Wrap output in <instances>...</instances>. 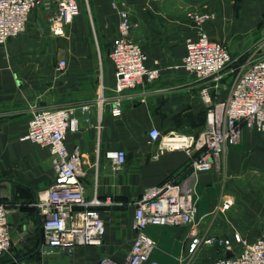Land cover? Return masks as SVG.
Returning a JSON list of instances; mask_svg holds the SVG:
<instances>
[{"label":"crops","instance_id":"crops-1","mask_svg":"<svg viewBox=\"0 0 264 264\" xmlns=\"http://www.w3.org/2000/svg\"><path fill=\"white\" fill-rule=\"evenodd\" d=\"M88 8L80 9L65 34L58 36L50 30L52 11L37 7L26 31L0 44V200L10 209L12 237V249L0 257V264L20 258L15 264H98L104 257L123 262L135 238L134 202L146 188L172 177L182 180L191 170L187 152L160 154V142L150 138L149 130L199 135L206 127L207 104L201 89L210 81L198 79L182 66L186 39L197 37L201 29L188 13L213 14L202 28L212 40L224 43L233 57L243 56L264 39V0H91ZM121 10L137 24L131 37L142 46L148 66L159 68L160 75L126 91L123 113L113 116L111 103L106 101L100 108L96 99L103 87L105 96L113 95L116 76L109 54ZM61 60L67 62L62 69ZM227 93L219 97L215 92L213 98L223 99ZM83 105L90 109L77 110L79 129L68 133L67 143L71 149L77 145L81 149L87 198L112 201L99 207L104 238L99 244L78 245L71 253L49 251L43 238L44 217L32 203L35 193L55 180L53 157L48 148L21 137L36 110ZM116 149L127 154L120 170H114L106 157L107 151ZM226 160L228 174L264 169V133L244 128L241 140L228 147ZM219 179L214 169L198 176L197 220L202 232L210 231V212L220 202ZM256 179L238 188L250 193L240 200L246 213L257 211L258 200H264ZM230 183L231 178L229 189ZM189 231L190 225H149L146 232L157 244L152 259L158 264L187 262L183 257L188 255ZM210 248L215 250L206 247L201 252Z\"/></svg>","mask_w":264,"mask_h":264},{"label":"built area","instance_id":"built-area-1","mask_svg":"<svg viewBox=\"0 0 264 264\" xmlns=\"http://www.w3.org/2000/svg\"><path fill=\"white\" fill-rule=\"evenodd\" d=\"M37 7L52 11L50 30L58 36L65 34L66 26L80 12L77 0H0V44L25 32L29 17ZM188 15L198 26L213 17L211 13L197 11ZM136 26L130 14L121 10L118 35L109 54L116 76L113 95L100 94L96 99L100 108L109 101L113 116L123 113L126 91L145 81L153 82L160 75L159 68L148 66L142 46L131 37V30ZM185 45L183 68L200 80L210 81V85L206 83L201 89L207 104L205 130L193 135L175 130L163 133L152 128L149 136L159 140L160 154L187 152L191 158L190 173L182 180L172 177L146 188L134 203L135 238L125 260L118 262L104 257L98 264H158L151 257L157 244L146 232L149 225H190L186 253L192 258L204 247H213L217 257L207 264H264V236L251 240L237 232L231 237L202 232L197 220L199 174L220 167L228 147L240 141L244 128L264 133V40L255 44V51L245 61L233 58L224 43L212 40L203 29L197 37L187 38ZM66 64L61 60L59 68H65ZM226 73L234 76L232 86L225 98L214 100L212 90L219 89ZM78 109L85 113L90 106L36 110L21 137L48 148L53 157L55 180L32 203L44 217L43 238L49 251L62 249L71 253L78 245L101 243L105 220L99 207L112 203L110 199L87 198L81 149L78 145L73 149L68 146V133L79 129ZM106 157L112 160L114 170H120L127 154L123 149H116L107 151ZM233 204V198L223 197L216 211L226 212ZM8 214V206L0 202V257L12 246ZM222 251L233 255L221 258ZM184 264H192V260Z\"/></svg>","mask_w":264,"mask_h":264},{"label":"rangeland","instance_id":"rangeland-1","mask_svg":"<svg viewBox=\"0 0 264 264\" xmlns=\"http://www.w3.org/2000/svg\"><path fill=\"white\" fill-rule=\"evenodd\" d=\"M77 1L79 5L82 7V8L80 7L81 11L82 10L90 11V9L88 8V2H90L91 0H77ZM191 12H194V11H191ZM202 26H198V27L203 29ZM262 40L264 39L257 41L255 44L261 42ZM254 46L250 49V51L244 53L243 56H239L242 61L247 60L252 55V53L255 51ZM233 58H236V57H233ZM233 80H234V76L231 73H226L223 79L220 81L219 89L217 90L213 89V91H215L216 94L220 97L221 93L229 91V89L232 86ZM215 92L213 93L214 96L212 95V97L214 98H216ZM101 94L105 95L104 87L102 88ZM226 158H227V152L221 160L220 167L214 168V171L217 172L218 177L220 178L219 184H220L221 190L219 193L220 194L219 200H221V198L226 197V196L231 197L234 200V204H233V207L228 212L227 211L226 212L216 211L217 206L210 212V217L208 218L209 222L207 221L210 225V232H212L213 234H218L222 236H230L237 232V233H240L241 236H243L244 238H250V239H253L259 236H264V200L262 199L258 200V204L260 208L257 211L248 210V212L246 213L243 210V204H241L240 200L241 198H245L246 196H249L250 193L245 192V191L241 193L238 192V188L240 185L245 186L246 184H252L254 183L255 178H257L256 180L260 181L263 187V189L259 191V195L262 196L263 198L264 197V169L250 168L248 169V171H246V173H245V170L242 169L241 171L235 170V171H232V173L228 174L229 170H228V164H227ZM229 177L231 178L230 184L232 186L230 189L228 188V184H227L228 179H230ZM169 226H174V225H169ZM11 249H12V246L4 254L9 253ZM200 252L195 257H192V258H190L188 255H185L183 257V260H196L197 264H203L217 257L216 250H213L212 248H210V250L204 249L201 253Z\"/></svg>","mask_w":264,"mask_h":264},{"label":"water","instance_id":"water-1","mask_svg":"<svg viewBox=\"0 0 264 264\" xmlns=\"http://www.w3.org/2000/svg\"><path fill=\"white\" fill-rule=\"evenodd\" d=\"M36 198H37V195H36V193H35V197H34L35 201H36ZM42 245H43V238H42L41 243H40V246H39V248L36 250V252L40 251ZM232 255H233L232 252H226V253H224V252L222 251V253L220 254V257H221V258H225V257H229V256H232ZM22 259H23V258H20L19 260L13 261V262L8 263V264H15V263L21 261Z\"/></svg>","mask_w":264,"mask_h":264},{"label":"trees","instance_id":"trees-1","mask_svg":"<svg viewBox=\"0 0 264 264\" xmlns=\"http://www.w3.org/2000/svg\"><path fill=\"white\" fill-rule=\"evenodd\" d=\"M0 202H1V200H0ZM2 203V202H1Z\"/></svg>","mask_w":264,"mask_h":264}]
</instances>
